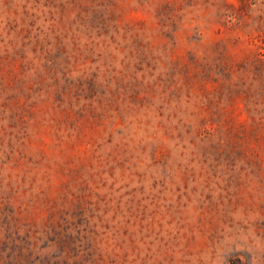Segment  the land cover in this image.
I'll return each mask as SVG.
<instances>
[{
    "label": "rangeland",
    "instance_id": "obj_1",
    "mask_svg": "<svg viewBox=\"0 0 264 264\" xmlns=\"http://www.w3.org/2000/svg\"><path fill=\"white\" fill-rule=\"evenodd\" d=\"M0 264H264V0H0Z\"/></svg>",
    "mask_w": 264,
    "mask_h": 264
}]
</instances>
